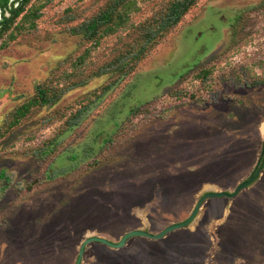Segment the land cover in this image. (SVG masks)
<instances>
[{"label":"rangeland","instance_id":"obj_1","mask_svg":"<svg viewBox=\"0 0 264 264\" xmlns=\"http://www.w3.org/2000/svg\"><path fill=\"white\" fill-rule=\"evenodd\" d=\"M107 1L30 0L33 26L18 17L13 38L0 37V264H75L89 236L155 234L205 192H231L261 156L264 0H197L118 80L94 74L169 0H136L96 41L71 32ZM38 86L55 103L14 121ZM258 168L233 198L204 200L189 225L121 248L90 242L80 264H264V154Z\"/></svg>","mask_w":264,"mask_h":264},{"label":"trees","instance_id":"obj_2","mask_svg":"<svg viewBox=\"0 0 264 264\" xmlns=\"http://www.w3.org/2000/svg\"><path fill=\"white\" fill-rule=\"evenodd\" d=\"M30 0H0V37L5 32H9V38H13L14 34L11 28L17 26L16 20L20 17V21H29L33 26V21L39 16L38 9L25 10ZM197 0H169L152 17L137 26L138 34L130 47L123 53L118 54L112 61L101 66L94 75H103L113 73L116 79H120L135 68V65L157 42H159L166 33L179 23L184 14L196 3ZM136 0H108L104 7L94 16L80 24L70 28L74 34H81L89 40H97L98 38L113 33L119 27L123 26L128 20V13L135 9ZM20 23V22H19ZM208 71L201 73L205 78ZM114 83V82H113ZM112 83V84H113ZM111 84L104 86V91L109 89ZM36 97L22 104L14 112V121H17L30 110L32 105L36 104H52L55 103L58 95L47 96L46 88L37 87ZM82 114V110H78L67 121L68 128L73 127L78 122V117ZM56 142L52 141L46 144L44 148L37 151V155L45 157L48 152L53 150ZM264 145V141H263ZM264 147V146H263ZM263 163V155L259 158V165Z\"/></svg>","mask_w":264,"mask_h":264},{"label":"water","instance_id":"obj_3","mask_svg":"<svg viewBox=\"0 0 264 264\" xmlns=\"http://www.w3.org/2000/svg\"><path fill=\"white\" fill-rule=\"evenodd\" d=\"M263 154H264V147H263L262 152H261V155H263ZM258 164H259V160L257 161L256 167H255L254 171L250 174V176L247 179H245L244 181L240 182L238 185H236L231 192H225V191H208V192H205L204 194H202L198 198V200L196 201L193 209L191 210V212L187 216V218H185L184 220H182L180 222L172 223V224L166 226L161 231H159L155 234H152V233L145 231V230H142V229H131V230L125 232L124 234H122V236L120 237V239L117 242H112V241H110L104 237H101V236H89V237L85 238L79 247L75 264H80L84 248L90 242H100V243L105 244V245L112 247V248H121L126 243V241L133 236H143V237H147V238H151V239H160L163 236H165L167 233H169L175 229L182 228V227L189 225L194 220V218H195V216H196V214H197V212H198V210H199V208H200V206L204 200L210 199V198H217V197L233 198L241 189H243V188L247 187L249 184H251L257 178V176L259 174L260 169L258 168Z\"/></svg>","mask_w":264,"mask_h":264},{"label":"flooded vegetation","instance_id":"obj_4","mask_svg":"<svg viewBox=\"0 0 264 264\" xmlns=\"http://www.w3.org/2000/svg\"><path fill=\"white\" fill-rule=\"evenodd\" d=\"M9 1H12V0H9ZM0 17H1V12H0Z\"/></svg>","mask_w":264,"mask_h":264}]
</instances>
